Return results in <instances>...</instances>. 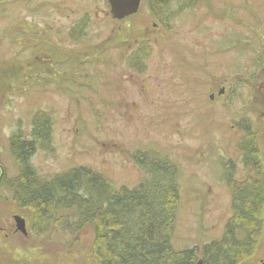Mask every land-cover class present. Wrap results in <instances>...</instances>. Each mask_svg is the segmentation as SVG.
Here are the masks:
<instances>
[{
  "label": "rangeland",
  "instance_id": "374dc122",
  "mask_svg": "<svg viewBox=\"0 0 264 264\" xmlns=\"http://www.w3.org/2000/svg\"><path fill=\"white\" fill-rule=\"evenodd\" d=\"M26 3L0 0V174L4 169L8 177L18 175L9 140L21 133L37 145L33 121L45 112L50 140H38L31 157L41 178L83 166L115 189H132L147 177L136 156L145 155L148 163L166 157L180 181L175 247L219 240L232 216L226 166L233 165L239 181L252 171L243 164L239 144L247 135L240 127L252 125L264 165V0H197L181 12L175 0L168 5L167 26L147 2L123 22L104 16L106 2L33 0L31 11ZM86 13L90 26L76 48L66 32ZM81 36L75 31L76 39ZM142 40L149 41L146 71L137 76L124 57ZM112 43L129 46L124 53ZM75 49L81 52L72 54V62ZM31 55L49 57L54 65H29ZM1 71L11 80H3ZM0 193V201L11 203L1 222L17 213L33 225L31 212L15 205L9 190L1 186ZM63 215L76 217L73 211ZM62 220L45 234L35 229L18 249L0 248V264H100L94 228L75 236ZM262 261L264 236L241 264Z\"/></svg>",
  "mask_w": 264,
  "mask_h": 264
},
{
  "label": "trees",
  "instance_id": "16d2710c",
  "mask_svg": "<svg viewBox=\"0 0 264 264\" xmlns=\"http://www.w3.org/2000/svg\"><path fill=\"white\" fill-rule=\"evenodd\" d=\"M168 3L150 1V13L165 26L164 20L168 21L169 14L163 9ZM177 3L181 12L192 8L197 0H177ZM78 28L82 36L74 37L76 28L70 36L75 43L86 39L87 25L78 23ZM147 48L132 54L133 68L144 63L141 61L146 60ZM141 71L138 69L139 73ZM1 74L5 75L3 80H11L10 74L2 71ZM48 123L45 112L37 113L33 121L37 145L43 144L45 138L50 140ZM240 129L247 135L239 144L245 157L243 164L245 169L252 171L239 181L235 178L233 165L226 166L232 216L222 237L201 248L177 249L174 245L181 203L180 181L177 166L166 157H156L148 163L145 155L136 156V163L147 177L132 189H115L101 173L83 166L46 180L31 164L37 149L35 141L25 140L18 133L9 140L18 175L8 177L3 169L0 187L11 192L12 201L19 208L31 212L32 226L37 234H45L51 225H57L58 219L62 220L64 212L73 211L74 220L63 219L61 222L67 223V229L73 234L89 226L94 228V256L100 264H197L199 260L202 264H241L252 258L264 236V165L253 140L252 125Z\"/></svg>",
  "mask_w": 264,
  "mask_h": 264
},
{
  "label": "flooded vegetation",
  "instance_id": "af4514ba",
  "mask_svg": "<svg viewBox=\"0 0 264 264\" xmlns=\"http://www.w3.org/2000/svg\"><path fill=\"white\" fill-rule=\"evenodd\" d=\"M94 1H96V2H102V3H104V2H106V5L108 6V11H106V12H104V16H110V18H111V20L112 21H115V22H123L126 18H130V17H132V16H135L136 14H138V12H139V10L143 7V5H144V3H148V5H149V8H150V6H151V4H150V1H153V0H140L141 1V4H140V7H139V10H138V12L137 13H135V14H133V15H131V16H129V17H126L125 19H123V20H121V21H118V20H116L115 18H113V15H112V13H111V8H110V5H109V3H108V1L107 0H94ZM163 1H168L169 3H171L172 1H175V0H163ZM31 2H33V0H27V5H28V11H31V6H33V3L31 4ZM169 3L166 5V7L163 9V11H164V13L165 14H169L168 13V11L167 10H169V8H168V5H169ZM33 12H35V11H33ZM150 12H151V10H150ZM94 18L95 19H98L99 18V14L97 13V11H94ZM165 22H167V20H164ZM90 22H91V17H90V15L88 14V13H86L84 16H82L81 18H79L78 19V21H77V23H75V24H73L69 29H68V31L66 32V37H68V39H69V41H71L75 46H76V48L82 43H75L72 39H71V35H72V33H73V31H74V28H76V31H78V23H84V24H86L87 25V29H86V36H87V31H88V28H89V26H90ZM160 22L162 23V21L160 20ZM152 26L153 27H156V24H155V22H152ZM47 27H44V29H46ZM45 33V32H44ZM43 33V34H44ZM143 34L145 35V34H147V32H146V30H144V32H143ZM55 36L56 37H58V38H60V34L59 33H57V31H55ZM51 38V37H50ZM58 43H59V46L62 48V46H61V42L60 41H58ZM135 43H138V44H135L136 46V48L133 50V51H131V53L129 54L130 56L129 57H127L126 58V56H125V54H124V64L125 63H129V62H131V60H132V54L134 53V52H137V50L138 49H140V48H145L146 46H148V44H149V41L148 40H142V41H135ZM125 43H112L111 44V47H122V49L124 50L123 52L125 53L126 51H127V49H128V46H129V44H127L126 46H125V48H123V45H124ZM28 47H29V45H28ZM34 46H32V48H33ZM26 49V47H24L23 48V50H25ZM103 49V48H102ZM66 51V50H65ZM77 52V54H79V52H81V51H79L78 49H75V50H73L72 51V53H70V58L71 59H69V60H71L72 62H73V60H76L77 59V57H74L72 54H75ZM18 56V55H17ZM30 58V61L29 60H27L28 61V64L30 65V64H34V62L36 61V62H51V59L49 58V57H47V58H40V59H36L35 58V56H32L31 55V57H29ZM28 59V58H27ZM141 62H145V60H142ZM51 64L52 65H54V63L53 62H51ZM144 64V63H143ZM141 65V64H139V66L138 67H136V68H133V70L134 71H136V73L138 72V69H141L142 71L139 73V75H138V73H137V76H140V75H142V73H143V70H145V68H146V64H144V65ZM19 70V69H18ZM3 173H4V170L3 169H1V174H0V179L2 178V176H3ZM0 199H1V193H0ZM10 204L11 203H9V202H6V201H0V219H1V217H2V215L4 214V211H3V209H4V207L5 206H7V207H10ZM15 205H16V203H14ZM7 213H9L10 212V210H8V211H6ZM16 217H21L22 219H24L25 220V229H26V233H23L19 228H18V226H17V223H16ZM79 233V232H78ZM78 233H76V234H73V235H75V236H77V234ZM34 229H33V226H32V222L31 223H27V220H26V218L23 216V214L22 215H18L17 213L15 214V213H12L11 214V217L10 218H8V220L6 221V222H1L0 221V248H3L4 249V251L5 252H11V251H13V250H15V249H18V247H19V245H18V243H19V240L20 239H24V240H26V238L27 239H29V237H32V236H34ZM74 236V237H75ZM35 239V238H34ZM26 263V262H25ZM262 263H264V261H262ZM27 264V263H26Z\"/></svg>",
  "mask_w": 264,
  "mask_h": 264
},
{
  "label": "water",
  "instance_id": "95a60500",
  "mask_svg": "<svg viewBox=\"0 0 264 264\" xmlns=\"http://www.w3.org/2000/svg\"><path fill=\"white\" fill-rule=\"evenodd\" d=\"M113 18L116 20H122L126 17H129L138 12L141 1L140 0H107ZM214 96H211L213 99ZM16 223L18 228L23 232L26 233L25 229V220L21 217H16ZM197 264H202V261H199Z\"/></svg>",
  "mask_w": 264,
  "mask_h": 264
},
{
  "label": "bare ground",
  "instance_id": "6f19581e",
  "mask_svg": "<svg viewBox=\"0 0 264 264\" xmlns=\"http://www.w3.org/2000/svg\"><path fill=\"white\" fill-rule=\"evenodd\" d=\"M125 19V18H124ZM123 20V19H122ZM118 21H121V20H118Z\"/></svg>",
  "mask_w": 264,
  "mask_h": 264
}]
</instances>
